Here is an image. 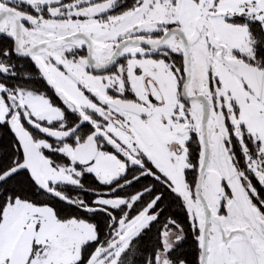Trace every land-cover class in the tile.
<instances>
[{
	"label": "snow or ice",
	"instance_id": "snow-or-ice-1",
	"mask_svg": "<svg viewBox=\"0 0 264 264\" xmlns=\"http://www.w3.org/2000/svg\"><path fill=\"white\" fill-rule=\"evenodd\" d=\"M0 264H264V0H0Z\"/></svg>",
	"mask_w": 264,
	"mask_h": 264
}]
</instances>
